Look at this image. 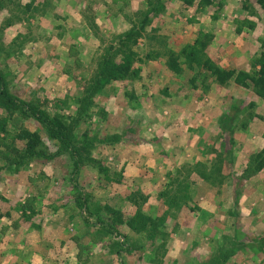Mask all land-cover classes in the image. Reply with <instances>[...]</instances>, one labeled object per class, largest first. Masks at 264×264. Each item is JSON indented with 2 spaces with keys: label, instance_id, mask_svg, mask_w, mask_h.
<instances>
[{
  "label": "rangeland",
  "instance_id": "rangeland-1",
  "mask_svg": "<svg viewBox=\"0 0 264 264\" xmlns=\"http://www.w3.org/2000/svg\"><path fill=\"white\" fill-rule=\"evenodd\" d=\"M150 1L0 0L8 89L71 120L83 158L76 170L39 122L0 105V264H264V169L251 168L264 98L233 80L199 75L195 86L188 65L166 64L168 46L208 32L214 61L251 68L264 11L255 0H163L130 42L139 74L87 103L100 55ZM25 128L42 145L22 159L11 145H24ZM138 211L152 218L144 229L129 225Z\"/></svg>",
  "mask_w": 264,
  "mask_h": 264
},
{
  "label": "trees",
  "instance_id": "trees-1",
  "mask_svg": "<svg viewBox=\"0 0 264 264\" xmlns=\"http://www.w3.org/2000/svg\"><path fill=\"white\" fill-rule=\"evenodd\" d=\"M150 2V4H153L152 7L138 13L142 17L138 27L134 25L130 30L122 34L121 38L111 42L100 55L99 70L96 73L95 80H93L87 89L88 94L85 98L87 103H92L96 93L102 91L109 83L125 81L139 74L140 68L134 67L137 52L130 42L134 36L137 37L146 30V27L159 16L160 9L164 7L163 0H155V3ZM184 2L187 5L197 3L199 6H211L216 2L221 4L222 0H184ZM255 2L258 8L264 11V0H255ZM238 30L241 31V27ZM212 41L213 35L204 32L202 36L197 37L192 43H187L181 47L178 50L179 52L173 47L168 46L166 48L168 55L166 64L177 74L182 73L183 64L188 65L195 72L194 76L190 79L191 83H194L195 86H197L195 81L199 78V75L208 76L211 80L217 81L220 84L233 80L236 85L253 88L257 96L264 98V38L261 39L260 51L249 69L223 67L214 61L206 51ZM0 105H4L11 112L19 111L25 117L34 118L44 127L51 139L55 140L60 146L59 152H69L73 159L75 169L77 170L81 166L83 163L82 148L75 142L72 121L63 115L57 113L52 114L48 109L30 100L14 95L8 89L1 72ZM1 122H3L2 119H0ZM15 139L24 142L23 146L19 145L16 147L11 145L13 150H23L22 159L39 153L42 138L36 131L26 128L21 129L17 132ZM84 150L87 151V147ZM88 159L94 161L91 155ZM251 168L256 172L264 169V146L251 157ZM86 199L81 201L77 197V201L82 207L87 205ZM131 220L129 223L130 227L144 229L148 222H151L152 218L138 211ZM105 229L107 230V228Z\"/></svg>",
  "mask_w": 264,
  "mask_h": 264
}]
</instances>
